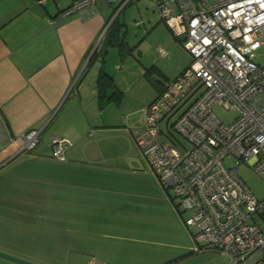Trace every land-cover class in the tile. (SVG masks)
<instances>
[{
    "label": "rangeland",
    "instance_id": "374dc122",
    "mask_svg": "<svg viewBox=\"0 0 264 264\" xmlns=\"http://www.w3.org/2000/svg\"><path fill=\"white\" fill-rule=\"evenodd\" d=\"M115 17L112 37L124 39L122 55L108 37L96 54L105 59L106 71L119 89L113 115L108 117L106 111L116 131H107L101 140L103 155L92 158L94 168H82L84 176L74 185L63 172L57 174L66 180L53 184L47 167L51 162L36 160L28 151L0 169V264H86L92 258L107 264H230V258L217 251L189 252L191 235L130 133L141 109L156 97V87L176 78L191 56L152 0H132L112 13L111 20ZM249 58L264 65V46ZM213 111L227 123L235 116L218 104ZM46 135L40 136L33 153L45 148ZM227 164L237 165L251 193L264 199V177L242 161ZM178 243L186 255L171 261Z\"/></svg>",
    "mask_w": 264,
    "mask_h": 264
},
{
    "label": "built area",
    "instance_id": "2783aa9c",
    "mask_svg": "<svg viewBox=\"0 0 264 264\" xmlns=\"http://www.w3.org/2000/svg\"><path fill=\"white\" fill-rule=\"evenodd\" d=\"M105 1L115 5L114 15L132 0ZM152 1L191 62L141 109L132 138L190 232L191 253L264 264V199L251 193L237 165L227 164L242 161L264 177V65L249 58L264 46V0ZM95 2L71 0L61 14L90 15ZM215 104L234 118L221 120ZM40 133L24 132L23 149L35 148ZM69 144L52 138L51 155L65 160Z\"/></svg>",
    "mask_w": 264,
    "mask_h": 264
},
{
    "label": "crops",
    "instance_id": "0c3cea01",
    "mask_svg": "<svg viewBox=\"0 0 264 264\" xmlns=\"http://www.w3.org/2000/svg\"><path fill=\"white\" fill-rule=\"evenodd\" d=\"M70 4L71 0H0V169L28 151L36 160L51 162L44 166L53 184L65 178L57 174L63 172L74 185L84 176L82 168H94L92 158L103 155L101 140L107 131H116L106 111L108 117L113 115L119 89L105 77L106 93L113 96L106 103L97 92L100 72L111 77L105 59L96 52L109 37L106 30L115 6L96 0L90 15H62ZM108 8L112 10L107 16ZM159 91L156 87V96ZM32 128L41 129V137L49 134L45 148L37 153L33 150L38 145L31 150L22 147V134ZM54 137L70 141L63 161L51 155ZM174 247L178 254L171 261L186 255L183 244ZM252 264L260 263L254 258Z\"/></svg>",
    "mask_w": 264,
    "mask_h": 264
},
{
    "label": "trees",
    "instance_id": "16d2710c",
    "mask_svg": "<svg viewBox=\"0 0 264 264\" xmlns=\"http://www.w3.org/2000/svg\"><path fill=\"white\" fill-rule=\"evenodd\" d=\"M116 18L117 17H115L112 21H111V23L109 24V26H108V28H107V30H106V34L109 36L108 38V43L110 44V45H115V46H117V47H119V49H120V53H121V55H122V50L123 49H125V47H126V45H125V41H124V39L122 38V37H120L119 35H114V37H112L113 35L112 34H114L111 30H112V27H113V24L115 23V21H116ZM130 50V49H129ZM153 67L154 66H152V69H153ZM148 69H151V67L150 68H148ZM145 70L144 71V74H146L148 71H150V70ZM102 70V69H101ZM107 74H105L103 71H101L100 72V74H99V76H98V88H97V92H98V96H99V98L100 99H103V100H105V102L106 103H108V101H109V98H111L113 95H107V93H106V85H104V83H103V78H107L108 80H109V84L111 83V81H112V77H110V76H108ZM113 83V82H112ZM110 86H112V85H110ZM108 87V86H107ZM158 88H160V91H161V89H162V87L163 86H157ZM159 91V92H160ZM118 92L119 91H117L116 92V99H119V96H118ZM101 103H104V102H101Z\"/></svg>",
    "mask_w": 264,
    "mask_h": 264
}]
</instances>
